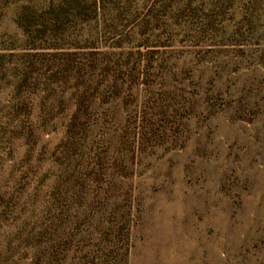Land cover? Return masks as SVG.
Returning <instances> with one entry per match:
<instances>
[{
	"label": "rangeland",
	"instance_id": "374dc122",
	"mask_svg": "<svg viewBox=\"0 0 264 264\" xmlns=\"http://www.w3.org/2000/svg\"><path fill=\"white\" fill-rule=\"evenodd\" d=\"M0 264H264V0H0Z\"/></svg>",
	"mask_w": 264,
	"mask_h": 264
}]
</instances>
